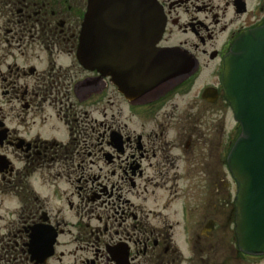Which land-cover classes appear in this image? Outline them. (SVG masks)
Returning <instances> with one entry per match:
<instances>
[{
	"label": "flooded vegetation",
	"instance_id": "af4514ba",
	"mask_svg": "<svg viewBox=\"0 0 264 264\" xmlns=\"http://www.w3.org/2000/svg\"><path fill=\"white\" fill-rule=\"evenodd\" d=\"M149 1L103 34L111 83L74 57L89 0H0V264H41L54 234L44 264H264L237 246L220 83L233 42L264 22V0ZM108 88L109 120L104 107L90 118L91 96L99 105ZM52 119L64 140L35 131Z\"/></svg>",
	"mask_w": 264,
	"mask_h": 264
},
{
	"label": "water",
	"instance_id": "95a60500",
	"mask_svg": "<svg viewBox=\"0 0 264 264\" xmlns=\"http://www.w3.org/2000/svg\"><path fill=\"white\" fill-rule=\"evenodd\" d=\"M147 0H89L82 24L76 59L89 70L104 72L115 80L114 42L103 34L114 30L116 16L129 13L134 4ZM151 6V1L148 0ZM153 45L164 31V19L153 5ZM104 51V55L102 52ZM165 51L155 49L153 69L163 74L172 67ZM224 97L240 126V134L227 158L236 183L235 233L238 248L246 254H264V24L242 34L224 60L221 77ZM56 235L44 246L41 262L52 255ZM33 254V253H32Z\"/></svg>",
	"mask_w": 264,
	"mask_h": 264
},
{
	"label": "rangeland",
	"instance_id": "374dc122",
	"mask_svg": "<svg viewBox=\"0 0 264 264\" xmlns=\"http://www.w3.org/2000/svg\"><path fill=\"white\" fill-rule=\"evenodd\" d=\"M71 64V60L68 57H61L59 59V65H61L62 67H67ZM111 99V101H113L114 99V93L111 89H107V92H105L104 94V100L102 103H100L99 105L97 104H93V101L97 99L96 95L91 96L90 101H89V105H88V111L90 113V118H100L99 113H102V108H106V113H107V119L109 120L111 113H113V108H112V104H108V99ZM229 121L226 123L225 125V129L226 131H230L232 128L234 129L235 127V123L233 120H231V117L229 116ZM92 124V123H91ZM90 124V125H91ZM35 131H39L42 134H49L55 138H57V140L62 141L66 138V134H65V130L62 128V126L59 124V122H57L56 120L52 119V120H48L46 126L42 127L41 129L39 127H37L35 129ZM51 195L52 197H54L53 193L48 194L47 196ZM71 239L69 236H65L61 239V244H65L67 242H69ZM69 247V245L67 246ZM59 250H63V246L61 248H59ZM66 252V251H64ZM65 261H67V259H65Z\"/></svg>",
	"mask_w": 264,
	"mask_h": 264
}]
</instances>
